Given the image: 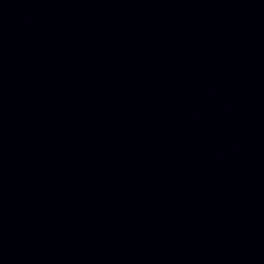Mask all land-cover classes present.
<instances>
[{
	"label": "water",
	"instance_id": "95a60500",
	"mask_svg": "<svg viewBox=\"0 0 264 264\" xmlns=\"http://www.w3.org/2000/svg\"><path fill=\"white\" fill-rule=\"evenodd\" d=\"M0 264H264V0H0Z\"/></svg>",
	"mask_w": 264,
	"mask_h": 264
}]
</instances>
